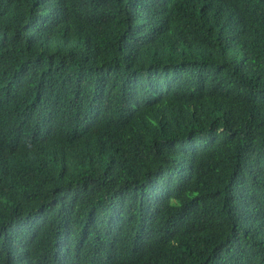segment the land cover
<instances>
[{"label":"trees","instance_id":"trees-1","mask_svg":"<svg viewBox=\"0 0 264 264\" xmlns=\"http://www.w3.org/2000/svg\"><path fill=\"white\" fill-rule=\"evenodd\" d=\"M0 264H264V0H0Z\"/></svg>","mask_w":264,"mask_h":264}]
</instances>
